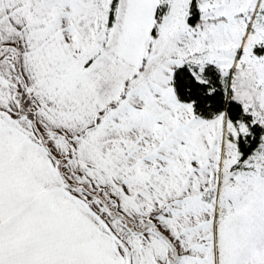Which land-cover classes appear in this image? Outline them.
Returning <instances> with one entry per match:
<instances>
[{
	"label": "rangeland",
	"instance_id": "1",
	"mask_svg": "<svg viewBox=\"0 0 264 264\" xmlns=\"http://www.w3.org/2000/svg\"><path fill=\"white\" fill-rule=\"evenodd\" d=\"M112 2L0 0V104L34 114L95 264H264V134L241 162L248 125L197 115L172 84L213 64L264 125V0H196L195 25L192 1Z\"/></svg>",
	"mask_w": 264,
	"mask_h": 264
},
{
	"label": "crops",
	"instance_id": "2",
	"mask_svg": "<svg viewBox=\"0 0 264 264\" xmlns=\"http://www.w3.org/2000/svg\"><path fill=\"white\" fill-rule=\"evenodd\" d=\"M4 107L0 104V264H32V259L40 264H95L102 248L65 191L58 157L26 124L25 115L12 108L11 117Z\"/></svg>",
	"mask_w": 264,
	"mask_h": 264
},
{
	"label": "trees",
	"instance_id": "3",
	"mask_svg": "<svg viewBox=\"0 0 264 264\" xmlns=\"http://www.w3.org/2000/svg\"><path fill=\"white\" fill-rule=\"evenodd\" d=\"M118 0H113L115 7ZM200 12L196 0H192L188 22L195 25L199 22ZM114 18L113 9L110 11V19ZM158 25V14H156ZM157 25L152 29L156 32ZM263 49V48H260ZM259 50V49H257ZM176 96L182 102L192 103L195 113L203 118L211 119L219 114L226 113L227 120L232 123L245 122L249 133L241 135L237 139L240 152V161H245L258 147L264 134V125L254 121L252 114L248 113L242 102L232 96L223 82V76L213 64L205 66L202 80L199 79L189 65H182L173 72L172 80ZM27 92L22 93L21 102L29 104L26 99ZM28 118L33 119L27 114ZM171 246V245H170Z\"/></svg>",
	"mask_w": 264,
	"mask_h": 264
}]
</instances>
